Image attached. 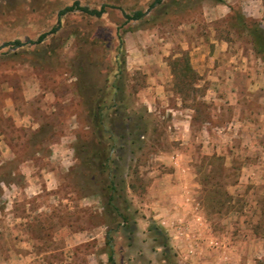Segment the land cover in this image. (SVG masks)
<instances>
[{
	"label": "rangeland",
	"instance_id": "obj_1",
	"mask_svg": "<svg viewBox=\"0 0 264 264\" xmlns=\"http://www.w3.org/2000/svg\"><path fill=\"white\" fill-rule=\"evenodd\" d=\"M247 1L0 0V264H264Z\"/></svg>",
	"mask_w": 264,
	"mask_h": 264
},
{
	"label": "trees",
	"instance_id": "obj_2",
	"mask_svg": "<svg viewBox=\"0 0 264 264\" xmlns=\"http://www.w3.org/2000/svg\"><path fill=\"white\" fill-rule=\"evenodd\" d=\"M75 9L80 10L87 15L95 16V17H100L101 14L103 13L102 9L90 10L86 7H80L77 4H75L72 7H67L65 9H63L62 11H60L59 14L61 15V14H64L65 12L72 11ZM141 16H142V12H136L133 15L132 19H139ZM239 18H240V21H241V24H242L244 30L246 31V34L251 39L253 52L264 61V29L261 27L260 23L257 20L245 19L243 17H239ZM40 38H42V37H40ZM16 44H19V42H16ZM187 68H188L189 72H191L192 74H195L194 71L191 69V67L188 66ZM97 114H99L98 115L99 117H97V125H99L100 127L103 128V120L101 119V117H103V114L100 112H97ZM140 135L143 136V133H140ZM109 164H110V155L105 157V159L103 161V166L107 167ZM107 172H110V169H108V167H107ZM109 199L112 200V198H109ZM108 203H109V201H108ZM121 219L123 222L127 221V217L125 215H123ZM106 246L109 249L108 256H107L108 264H114L113 250L111 248L109 237H107ZM164 246L167 247V244H165Z\"/></svg>",
	"mask_w": 264,
	"mask_h": 264
},
{
	"label": "crops",
	"instance_id": "obj_3",
	"mask_svg": "<svg viewBox=\"0 0 264 264\" xmlns=\"http://www.w3.org/2000/svg\"><path fill=\"white\" fill-rule=\"evenodd\" d=\"M246 8H247V11H248L250 16H253L254 18H260V19H262V22L264 23V18H263L264 1L263 0H248ZM260 9L262 11L261 13L259 12ZM246 82L248 83V81H246ZM157 87L159 88V87H161V85H157ZM239 123H240L239 125L235 124L233 128L230 127L229 130H231V131H226V135L239 134V135L245 136V135H248V134H252V136H256L257 137V136H261L264 133V131L262 133H260V130H257V128L249 126L246 122H244L245 124L243 122H239ZM252 145L256 146L259 149L262 148V150H264V142H260V144L259 143H257V144L255 143V144H252ZM213 150H215V149H213ZM225 248H226V246H225ZM230 250H231L230 247H228V249L226 248V251H230ZM213 254H215V253H213ZM205 259L206 258H204V260ZM200 263L201 264H217L216 263V258L212 259V260H208L207 259V260H205L203 262H200Z\"/></svg>",
	"mask_w": 264,
	"mask_h": 264
}]
</instances>
